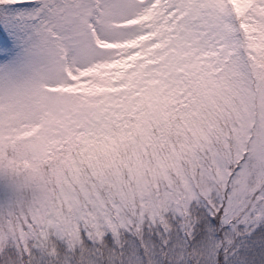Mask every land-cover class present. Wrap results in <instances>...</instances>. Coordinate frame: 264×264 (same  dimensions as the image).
<instances>
[{
  "label": "snow or ice",
  "instance_id": "obj_1",
  "mask_svg": "<svg viewBox=\"0 0 264 264\" xmlns=\"http://www.w3.org/2000/svg\"><path fill=\"white\" fill-rule=\"evenodd\" d=\"M0 264H264V0H0Z\"/></svg>",
  "mask_w": 264,
  "mask_h": 264
}]
</instances>
